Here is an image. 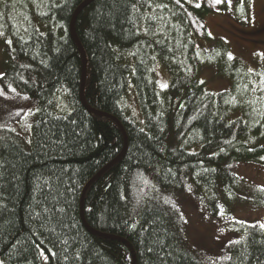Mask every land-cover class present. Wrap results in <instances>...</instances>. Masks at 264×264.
<instances>
[{"label":"trees","instance_id":"obj_1","mask_svg":"<svg viewBox=\"0 0 264 264\" xmlns=\"http://www.w3.org/2000/svg\"><path fill=\"white\" fill-rule=\"evenodd\" d=\"M85 1L0 0V39H11L0 101L14 93L37 106L28 145L0 116V264H43V256L47 264H264V224L209 263L187 243L181 219L192 189L217 215L238 182L236 163L264 164V66L250 70L221 39L210 49L195 41L209 39V15L230 7L93 0L75 22L87 58L82 94L71 26ZM251 8L233 0L230 15L248 25ZM159 64L170 75L165 89ZM206 64L230 79L229 90H206Z\"/></svg>","mask_w":264,"mask_h":264},{"label":"rangeland","instance_id":"obj_2","mask_svg":"<svg viewBox=\"0 0 264 264\" xmlns=\"http://www.w3.org/2000/svg\"><path fill=\"white\" fill-rule=\"evenodd\" d=\"M232 5L233 0L230 8L207 17L209 39L195 37L197 45L210 49L216 40L221 39L228 45L231 56L241 60L250 70L256 69L258 65L264 66V0H252L248 25L232 19ZM8 41L11 39L7 38L4 42L0 39V74L5 71L8 57L5 47L11 44ZM155 76L161 89L169 86L170 75L163 65L159 64L155 68ZM200 79L211 93L216 94L231 88L230 79L218 75L213 64L203 65ZM5 100L0 101L3 109L0 116L10 121L8 129L19 134L27 145L30 144L37 106L14 93H10ZM127 104L133 114L138 116L139 108L133 95H129ZM235 171L238 182L222 193L217 204V215L212 214L215 208L202 192L192 189L189 198L180 200L183 233L187 243L202 260L209 263L225 257L228 246L243 238L250 225L264 224V205H261L264 203V164L240 161L236 163ZM43 264H47L45 256Z\"/></svg>","mask_w":264,"mask_h":264},{"label":"water","instance_id":"obj_3","mask_svg":"<svg viewBox=\"0 0 264 264\" xmlns=\"http://www.w3.org/2000/svg\"><path fill=\"white\" fill-rule=\"evenodd\" d=\"M92 1H93V0H86V1H85V2H84V3L78 8L77 12H76L75 15H74V18H73V21H72V26H71L72 35H73V37H74V39H75V41H76V43H77V45H78V48H79V50H80V53H81V55H82V59H83V82H82V94H83V92H84L85 81H86L87 58H86V54H85L84 48L82 47L81 42H80V40L78 39V37H77V35H76V32H75V22H76V19H77L79 13L83 10V8H85V7H86L88 4H90ZM124 152H125V151H123L122 155L124 154ZM122 155H121L117 160H115V161L113 162V164H114V163H117V162L120 160V158L122 157ZM113 164H112V165H113ZM102 173H103V172H102ZM102 173H101V174H102ZM101 174H100V175H101ZM94 180H95V179H93L91 182H89V184L86 186V188H85V190H84V194H83V196L85 195L88 186H89Z\"/></svg>","mask_w":264,"mask_h":264},{"label":"snow or ice","instance_id":"obj_4","mask_svg":"<svg viewBox=\"0 0 264 264\" xmlns=\"http://www.w3.org/2000/svg\"><path fill=\"white\" fill-rule=\"evenodd\" d=\"M227 3V5L230 7L231 6V0H215V4H221V3ZM177 3H179V0H177ZM200 4H196V7H200ZM8 43H11V41H8ZM2 75V74H0ZM162 87H166V85H162ZM13 91H15L13 89ZM0 93H2V90H0ZM261 159H264V157H262Z\"/></svg>","mask_w":264,"mask_h":264}]
</instances>
